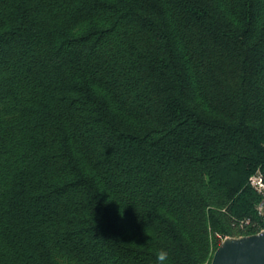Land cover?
I'll return each mask as SVG.
<instances>
[{"label": "trees", "instance_id": "16d2710c", "mask_svg": "<svg viewBox=\"0 0 264 264\" xmlns=\"http://www.w3.org/2000/svg\"><path fill=\"white\" fill-rule=\"evenodd\" d=\"M258 168L264 0H0V264H210Z\"/></svg>", "mask_w": 264, "mask_h": 264}, {"label": "water", "instance_id": "95a60500", "mask_svg": "<svg viewBox=\"0 0 264 264\" xmlns=\"http://www.w3.org/2000/svg\"><path fill=\"white\" fill-rule=\"evenodd\" d=\"M211 264H264V230L225 237L214 251Z\"/></svg>", "mask_w": 264, "mask_h": 264}, {"label": "built area", "instance_id": "2783aa9c", "mask_svg": "<svg viewBox=\"0 0 264 264\" xmlns=\"http://www.w3.org/2000/svg\"><path fill=\"white\" fill-rule=\"evenodd\" d=\"M250 184L262 196L261 201L257 205V209H258V212L260 214H264V171L261 168H258L250 176ZM250 222H251V220L249 218H247L245 221L242 222V226H244L245 224H249ZM263 230H264V228L263 229H260L257 233H259V232H261Z\"/></svg>", "mask_w": 264, "mask_h": 264}, {"label": "clouds", "instance_id": "9594fccd", "mask_svg": "<svg viewBox=\"0 0 264 264\" xmlns=\"http://www.w3.org/2000/svg\"><path fill=\"white\" fill-rule=\"evenodd\" d=\"M168 255H169V253L166 250H164V249L158 250L156 252V261H157V264H165V262L168 259Z\"/></svg>", "mask_w": 264, "mask_h": 264}]
</instances>
